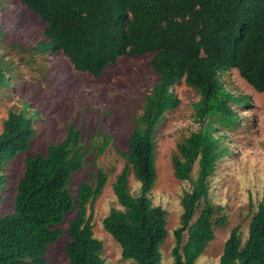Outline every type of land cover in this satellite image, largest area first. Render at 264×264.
<instances>
[{
    "label": "trees",
    "instance_id": "16d2710c",
    "mask_svg": "<svg viewBox=\"0 0 264 264\" xmlns=\"http://www.w3.org/2000/svg\"><path fill=\"white\" fill-rule=\"evenodd\" d=\"M19 1L46 26V42L36 50L62 54L76 72L98 78L122 57L152 54L150 68L157 82L134 122L127 152L119 153L124 166L111 185L121 210L111 209L102 220L123 260L161 264L167 213L153 205L150 195L157 180L156 130L179 107L175 86L183 82L197 93L193 111L199 129L177 143L171 159L174 178L190 184L180 202V226L173 232L172 264H195L214 240L215 228L227 223L223 208L209 201V179L228 154L225 133L239 127L238 109L250 107L249 97L228 92L219 75L236 70L255 92L264 94V0ZM34 122L24 109L10 111L2 123L0 203L6 188L4 166L29 151L36 136ZM104 141L90 147L96 157L103 154ZM89 151L80 130L72 126L60 142H49L45 153L25 159L14 210L0 218V264H47L48 246L62 237L58 227L74 209L64 248L69 264H109L93 235L91 211L108 176L98 170L92 183L79 185L76 200L70 191L72 175ZM130 175L139 183L138 195L129 191ZM219 264H264V199L251 214L245 240L239 226L232 229Z\"/></svg>",
    "mask_w": 264,
    "mask_h": 264
},
{
    "label": "rangeland",
    "instance_id": "374dc122",
    "mask_svg": "<svg viewBox=\"0 0 264 264\" xmlns=\"http://www.w3.org/2000/svg\"><path fill=\"white\" fill-rule=\"evenodd\" d=\"M46 26L19 0H0V133L8 113L25 109L27 118L35 120V139L30 149L4 166L6 188L0 203V218L14 210V197L18 181L23 177L25 159L45 153L49 142L58 143L69 127L80 130L90 154L82 168L72 175L70 191L76 200L77 190L83 182L92 183L98 170L108 181L102 194L92 206L93 235L102 243V257L109 264H134L121 258L119 246L107 234L102 220L111 209L121 210L111 185L121 172L124 160L119 153L127 152L128 136L134 122L142 113L145 97L157 82L150 68L152 54L141 57H122L108 66L98 78L73 70L62 54L40 53L36 47L46 42ZM225 89L233 95L248 96L250 107L238 109L239 127L226 132L224 146L228 154L217 163L209 179V201L221 206V216L227 218L223 228H215L214 240L208 244L195 264H219L224 243L236 226L243 240L251 214L264 199V94L255 92L243 81L236 70L219 75ZM180 104L165 115L157 127L155 166L157 180L151 192L154 206L167 213V238L161 247V264H172L173 232L180 226L183 193L190 189L188 182L174 178L171 159L176 145L199 125L194 121L193 105L199 100L197 93L183 82L173 88ZM103 154L96 157L90 147L104 144ZM197 164L192 171L195 179ZM129 191L139 193V183L130 175ZM88 213L90 209L88 208ZM74 209L58 227L62 237L48 246L47 264H69L65 254L68 242L66 228L76 217ZM185 240V239H184Z\"/></svg>",
    "mask_w": 264,
    "mask_h": 264
}]
</instances>
